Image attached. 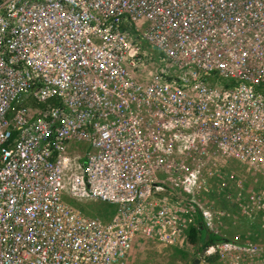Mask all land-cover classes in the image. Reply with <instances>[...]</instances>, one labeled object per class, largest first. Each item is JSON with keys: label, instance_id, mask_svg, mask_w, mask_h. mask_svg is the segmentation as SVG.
Listing matches in <instances>:
<instances>
[{"label": "rangeland", "instance_id": "rangeland-1", "mask_svg": "<svg viewBox=\"0 0 264 264\" xmlns=\"http://www.w3.org/2000/svg\"><path fill=\"white\" fill-rule=\"evenodd\" d=\"M155 1L164 12L139 21L135 45L143 61L120 64L127 81L115 83L103 68L84 95L90 113L63 111L58 185L42 183L40 191L41 240L57 234L58 246L63 242L85 264H229L230 240L248 248L249 261L255 255L249 247L264 245V209L255 202L264 201V141L257 158L229 157V146L237 148L234 124L257 122L229 111L257 114L264 94L247 86L229 89L218 74L259 79L264 88V0H169L167 11ZM161 75L183 85L187 101L199 97L210 104L206 123L194 115L189 128H175L164 112L147 109L152 102L144 91H154ZM257 98L263 101L254 108L247 100ZM240 133L242 144L264 138V129ZM190 227L197 230L194 241ZM208 231L223 240L205 245ZM33 260L26 255V263Z\"/></svg>", "mask_w": 264, "mask_h": 264}, {"label": "built area", "instance_id": "built-area-1", "mask_svg": "<svg viewBox=\"0 0 264 264\" xmlns=\"http://www.w3.org/2000/svg\"><path fill=\"white\" fill-rule=\"evenodd\" d=\"M164 6L169 10L167 3ZM155 12H164L155 0H0V264H28L27 254L33 257L32 264H85L84 257L73 255L63 242L58 246L57 234L41 240L45 220L39 207L42 183L49 188L58 185L57 142L67 133L63 111L68 109L71 114L83 108L80 113L89 114L84 95L94 79L91 76L98 77L105 68L115 83L120 82L127 77L121 62L136 66L143 61L135 45L139 44V21L141 17L150 21ZM160 77L162 82L154 91L151 86L144 91L146 103L152 102L148 110L164 112L175 128H180L178 124L189 128L190 116L206 123L204 117L213 115L206 110L210 104L199 97L187 101L183 85ZM218 77L229 89L247 86L264 94L259 79L252 82L248 76L231 73ZM28 97L32 98L30 106L24 104ZM53 97L58 98L55 104L50 101ZM247 101L256 108L263 99ZM246 110L248 114L229 111V116L242 120L249 114L257 119L256 123L234 124L239 130L232 140L237 141V148L229 146V157L238 161L257 158L262 153L260 141H264L247 138L242 144L240 132L264 129V110L259 106L257 114ZM57 119L62 122L55 123ZM99 124L96 133L100 138ZM87 160L88 156L84 168ZM85 173L89 175V165ZM50 197L57 199L54 192ZM255 202L264 209V201ZM234 243L229 241V264H264V245L249 247L255 255L246 261L248 248L239 249Z\"/></svg>", "mask_w": 264, "mask_h": 264}, {"label": "trees", "instance_id": "trees-1", "mask_svg": "<svg viewBox=\"0 0 264 264\" xmlns=\"http://www.w3.org/2000/svg\"><path fill=\"white\" fill-rule=\"evenodd\" d=\"M130 31H131V33L135 34V30L134 29H132ZM230 80L233 81L234 79H230ZM50 101L55 104V103L58 102V98L53 97V98L50 99ZM40 105L42 106L43 104H40ZM197 213H198V218L201 220V224H202L201 227L202 226L206 227V226H204V222L202 220V213L200 212V210L198 208H197ZM203 229H201V230H203ZM196 231L197 230L194 227H190L189 228V236L191 237V240H193V241L197 239V232ZM219 239H222V238H220L218 235H216V233L208 231L205 245L211 244L214 241H217Z\"/></svg>", "mask_w": 264, "mask_h": 264}, {"label": "bare ground", "instance_id": "bare-ground-1", "mask_svg": "<svg viewBox=\"0 0 264 264\" xmlns=\"http://www.w3.org/2000/svg\"><path fill=\"white\" fill-rule=\"evenodd\" d=\"M175 198V197H174ZM94 200V199H93ZM172 211V210H171Z\"/></svg>", "mask_w": 264, "mask_h": 264}, {"label": "water", "instance_id": "water-1", "mask_svg": "<svg viewBox=\"0 0 264 264\" xmlns=\"http://www.w3.org/2000/svg\"><path fill=\"white\" fill-rule=\"evenodd\" d=\"M201 254H202V252H201Z\"/></svg>", "mask_w": 264, "mask_h": 264}]
</instances>
